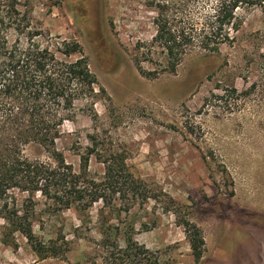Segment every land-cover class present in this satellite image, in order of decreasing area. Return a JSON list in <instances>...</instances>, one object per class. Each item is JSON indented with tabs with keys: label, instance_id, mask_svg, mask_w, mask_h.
<instances>
[{
	"label": "rangeland",
	"instance_id": "1",
	"mask_svg": "<svg viewBox=\"0 0 264 264\" xmlns=\"http://www.w3.org/2000/svg\"><path fill=\"white\" fill-rule=\"evenodd\" d=\"M149 1L34 2L33 24L45 35L78 41L105 90L96 86V117L90 103H77L75 118L59 127L56 148L76 172L77 152L89 146V134L98 135L101 148L124 154L157 199L107 216L132 225L134 238L163 264H194L183 220L201 230L199 264H264V91H230L262 80L256 55L264 51V14L240 10L242 24L231 45L213 54L188 53L169 72L161 54L150 62L141 47L155 34ZM23 154L53 162L37 144L24 146ZM89 170L98 177L103 166L91 156ZM16 194L20 202L24 195ZM35 198L36 233L50 239L63 229L69 251L39 260L19 234L16 247L4 244L0 219V264H102L96 247L100 203L85 216L74 210L50 215L44 199Z\"/></svg>",
	"mask_w": 264,
	"mask_h": 264
},
{
	"label": "trees",
	"instance_id": "2",
	"mask_svg": "<svg viewBox=\"0 0 264 264\" xmlns=\"http://www.w3.org/2000/svg\"><path fill=\"white\" fill-rule=\"evenodd\" d=\"M35 1L0 0L2 242L16 247L14 237L19 234L39 260L66 256L70 240L63 229L54 232L50 239L39 236L34 229L35 197L39 194L50 215L74 210L79 217L85 216L100 203L97 213L100 238L96 247L102 264H163L157 254L134 238L132 225L120 226L119 216H107L109 210L127 214L135 206L142 207L157 199L153 189L131 171L124 154L111 147L101 148L104 146L98 135L89 134V146L84 152H77L76 172L56 148L59 127L75 118L77 103H90V111L96 117L92 106L96 86L102 93L105 90L90 70L78 41L45 35L33 24L31 11ZM148 5L156 11L155 34L141 47L150 62L153 54H161L169 72L188 53L213 54L222 45H231L233 33L242 24L240 10L259 9L264 14V0H150ZM256 57L262 80L251 83L243 92L231 88L232 93L264 91V51ZM139 69L143 75L148 74ZM28 144L42 146L53 162L27 158L23 147ZM91 156L103 166L98 177L90 174ZM16 193L24 195L20 202ZM181 224L194 264H199L204 251L201 230L189 220Z\"/></svg>",
	"mask_w": 264,
	"mask_h": 264
}]
</instances>
